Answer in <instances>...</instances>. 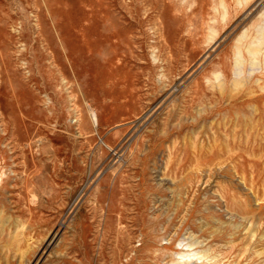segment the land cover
<instances>
[{"label": "rangeland", "instance_id": "obj_1", "mask_svg": "<svg viewBox=\"0 0 264 264\" xmlns=\"http://www.w3.org/2000/svg\"><path fill=\"white\" fill-rule=\"evenodd\" d=\"M0 264H264V0H0Z\"/></svg>", "mask_w": 264, "mask_h": 264}]
</instances>
